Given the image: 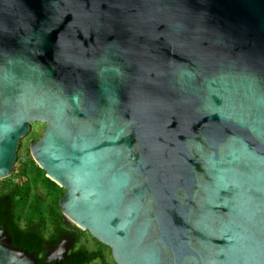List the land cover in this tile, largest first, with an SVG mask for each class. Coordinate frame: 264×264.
Segmentation results:
<instances>
[{
    "label": "water",
    "instance_id": "water-1",
    "mask_svg": "<svg viewBox=\"0 0 264 264\" xmlns=\"http://www.w3.org/2000/svg\"><path fill=\"white\" fill-rule=\"evenodd\" d=\"M36 124L114 264H264V0H0V182Z\"/></svg>",
    "mask_w": 264,
    "mask_h": 264
},
{
    "label": "trees",
    "instance_id": "trees-1",
    "mask_svg": "<svg viewBox=\"0 0 264 264\" xmlns=\"http://www.w3.org/2000/svg\"><path fill=\"white\" fill-rule=\"evenodd\" d=\"M22 141L23 139L18 145L16 161L20 164L19 167L10 178L1 181L0 229L8 231L16 248L37 257L43 254L45 247H56L68 233L69 229L64 225V217L59 207L65 191L46 178L45 172L32 160L29 148L26 149V157L20 154ZM48 224L51 233L47 237ZM72 229L75 247L69 264H94L104 261L102 251L91 252L80 246V235L87 233L80 232L76 227ZM94 242L99 247L108 249L96 240ZM39 264L43 262L39 261Z\"/></svg>",
    "mask_w": 264,
    "mask_h": 264
},
{
    "label": "rangeland",
    "instance_id": "rangeland-1",
    "mask_svg": "<svg viewBox=\"0 0 264 264\" xmlns=\"http://www.w3.org/2000/svg\"><path fill=\"white\" fill-rule=\"evenodd\" d=\"M44 127H45V125H42V124H36V125L31 126L29 135L26 138H24L22 141V150L20 151V154L23 157H26V155H25L26 149H28V148L30 149V146L33 143H35L36 139L38 140L42 137ZM22 162H23V160H22ZM19 165L20 164H17V163L15 164V170L19 167ZM2 184L3 183L0 182V190H1ZM41 190H43V189H41ZM50 233H51V229H50V225L48 224V228L46 231L47 237L49 236ZM80 236L82 237L81 242H80V246L85 247L88 251H91V252L97 251V250L102 251V253L104 255V261H98L94 264H114V262L111 258V253H110V251H108V249L99 247L88 234H82Z\"/></svg>",
    "mask_w": 264,
    "mask_h": 264
},
{
    "label": "flooded vegetation",
    "instance_id": "flooded-vegetation-1",
    "mask_svg": "<svg viewBox=\"0 0 264 264\" xmlns=\"http://www.w3.org/2000/svg\"><path fill=\"white\" fill-rule=\"evenodd\" d=\"M64 225L69 229L68 233L64 235L56 247H45L43 254L41 253L36 257L38 262L41 261L43 264H54L55 262L69 264L75 247L72 238L74 230L72 226L66 225L65 223Z\"/></svg>",
    "mask_w": 264,
    "mask_h": 264
}]
</instances>
